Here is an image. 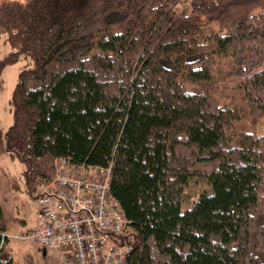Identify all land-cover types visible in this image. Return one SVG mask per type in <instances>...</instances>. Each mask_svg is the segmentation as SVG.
<instances>
[{
    "label": "trees",
    "instance_id": "obj_1",
    "mask_svg": "<svg viewBox=\"0 0 264 264\" xmlns=\"http://www.w3.org/2000/svg\"><path fill=\"white\" fill-rule=\"evenodd\" d=\"M181 1L0 0V92L29 60L0 149L32 190L110 169L126 264H264V0ZM6 233L0 202L14 264Z\"/></svg>",
    "mask_w": 264,
    "mask_h": 264
},
{
    "label": "built area",
    "instance_id": "obj_2",
    "mask_svg": "<svg viewBox=\"0 0 264 264\" xmlns=\"http://www.w3.org/2000/svg\"><path fill=\"white\" fill-rule=\"evenodd\" d=\"M55 166L54 178L37 187L32 238L57 255L55 264H126L132 245L126 242L128 222L111 196L110 169L89 175L64 158Z\"/></svg>",
    "mask_w": 264,
    "mask_h": 264
},
{
    "label": "rangeland",
    "instance_id": "obj_3",
    "mask_svg": "<svg viewBox=\"0 0 264 264\" xmlns=\"http://www.w3.org/2000/svg\"><path fill=\"white\" fill-rule=\"evenodd\" d=\"M18 1L25 2L27 0ZM189 4L190 0H182L176 8L182 10L186 5L188 7ZM9 51V42L6 41L5 36H0V59H3ZM28 63V59L22 58L18 63L8 65L1 75L0 128L3 133L13 124V92L20 72L28 67ZM237 93L234 92L233 94L237 95ZM231 98H233L232 95ZM243 127L246 130L251 128L249 124H243ZM261 127L264 128V123ZM182 154L188 155L186 152ZM24 170L25 167L19 160L11 158L6 151L0 149V202L9 230H7L8 236H12L9 238L6 253L7 255L11 254L14 264H47L49 258L44 249L45 247L41 246L30 235L36 217L37 192L39 189L32 190L28 188L24 178ZM261 258L264 260L263 255ZM50 259H53V257L50 256Z\"/></svg>",
    "mask_w": 264,
    "mask_h": 264
},
{
    "label": "crops",
    "instance_id": "obj_4",
    "mask_svg": "<svg viewBox=\"0 0 264 264\" xmlns=\"http://www.w3.org/2000/svg\"><path fill=\"white\" fill-rule=\"evenodd\" d=\"M38 205V204H37ZM36 211H37V208H36ZM36 220H37V212H36V217H35V222L33 223V227L32 228H34L36 225H37V223H36ZM8 230V229H7ZM9 231V230H8ZM8 231H7V235H9L8 234ZM31 231V230H30ZM11 236V235H10ZM16 236V235H15ZM26 236H28L27 234H26ZM12 237V236H11ZM10 238V237H9ZM16 239H19V238H16ZM22 239V238H21ZM20 240V239H19ZM45 249V251H46V254L48 255V258H49V261L47 262V264H55V262L58 260V257H57V255L54 253V252H51V251H49V250H46V248H44ZM50 256L51 257H53V259H50ZM52 260V261H51ZM41 264V263H40ZM46 264V263H45Z\"/></svg>",
    "mask_w": 264,
    "mask_h": 264
},
{
    "label": "bare ground",
    "instance_id": "obj_5",
    "mask_svg": "<svg viewBox=\"0 0 264 264\" xmlns=\"http://www.w3.org/2000/svg\"><path fill=\"white\" fill-rule=\"evenodd\" d=\"M69 161V160H68ZM90 171V170H89ZM100 171V170H99ZM92 173V172H91ZM123 209V208H122ZM130 229V228H129Z\"/></svg>",
    "mask_w": 264,
    "mask_h": 264
}]
</instances>
